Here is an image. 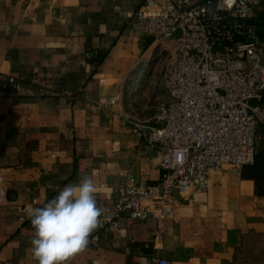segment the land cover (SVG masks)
Masks as SVG:
<instances>
[{
    "label": "crops",
    "instance_id": "0c3cea01",
    "mask_svg": "<svg viewBox=\"0 0 264 264\" xmlns=\"http://www.w3.org/2000/svg\"><path fill=\"white\" fill-rule=\"evenodd\" d=\"M140 4L0 0V264H37L29 208L83 175L94 179L106 211L89 237L100 240L68 264H148L154 256L264 264V178L258 182L251 165L214 170L159 238L155 218L123 217L119 230L108 228L117 186L161 175L159 149L128 122L155 124L158 105L170 98L163 45L135 18ZM255 19L264 22V0ZM112 98L117 103L107 105Z\"/></svg>",
    "mask_w": 264,
    "mask_h": 264
},
{
    "label": "built area",
    "instance_id": "2783aa9c",
    "mask_svg": "<svg viewBox=\"0 0 264 264\" xmlns=\"http://www.w3.org/2000/svg\"><path fill=\"white\" fill-rule=\"evenodd\" d=\"M261 1L141 0L135 18L163 45L170 98L158 105L155 124L128 122L159 149L161 175L147 185L133 176L121 182L108 228L119 230L123 217L155 218L159 238L164 222L191 193L208 187L214 170L240 171L255 161L264 128V38L249 21H256ZM148 264L174 263L154 256Z\"/></svg>",
    "mask_w": 264,
    "mask_h": 264
},
{
    "label": "clouds",
    "instance_id": "9594fccd",
    "mask_svg": "<svg viewBox=\"0 0 264 264\" xmlns=\"http://www.w3.org/2000/svg\"><path fill=\"white\" fill-rule=\"evenodd\" d=\"M97 193L94 179L83 175L43 206L29 208L34 229L30 251L37 264H68L87 248L106 211L98 206Z\"/></svg>",
    "mask_w": 264,
    "mask_h": 264
},
{
    "label": "trees",
    "instance_id": "16d2710c",
    "mask_svg": "<svg viewBox=\"0 0 264 264\" xmlns=\"http://www.w3.org/2000/svg\"><path fill=\"white\" fill-rule=\"evenodd\" d=\"M248 168V171L254 178L259 182L262 178H264V149H259L255 161Z\"/></svg>",
    "mask_w": 264,
    "mask_h": 264
},
{
    "label": "water",
    "instance_id": "95a60500",
    "mask_svg": "<svg viewBox=\"0 0 264 264\" xmlns=\"http://www.w3.org/2000/svg\"><path fill=\"white\" fill-rule=\"evenodd\" d=\"M249 23L251 24H255L256 25V29H255V34L256 36H260L262 37L263 34H264V28H263V25H264V22L263 21H254V20H251L249 21ZM251 40H254V38H252ZM213 50L216 51V50H224L223 47L219 46V45H215L213 47ZM255 101L253 100L252 103H254Z\"/></svg>",
    "mask_w": 264,
    "mask_h": 264
},
{
    "label": "rangeland",
    "instance_id": "374dc122",
    "mask_svg": "<svg viewBox=\"0 0 264 264\" xmlns=\"http://www.w3.org/2000/svg\"><path fill=\"white\" fill-rule=\"evenodd\" d=\"M162 65H163V61H162ZM258 147L259 149H263L264 147V134L263 132L260 131L259 136H258Z\"/></svg>",
    "mask_w": 264,
    "mask_h": 264
}]
</instances>
